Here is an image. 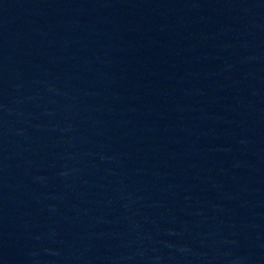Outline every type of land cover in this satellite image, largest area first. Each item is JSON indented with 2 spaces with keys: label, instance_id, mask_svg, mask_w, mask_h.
Segmentation results:
<instances>
[{
  "label": "water",
  "instance_id": "95a60500",
  "mask_svg": "<svg viewBox=\"0 0 264 264\" xmlns=\"http://www.w3.org/2000/svg\"><path fill=\"white\" fill-rule=\"evenodd\" d=\"M40 264H264V74L180 168Z\"/></svg>",
  "mask_w": 264,
  "mask_h": 264
}]
</instances>
